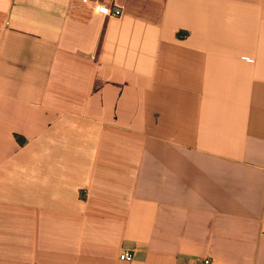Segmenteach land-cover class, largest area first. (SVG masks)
Wrapping results in <instances>:
<instances>
[{
  "label": "crops",
  "instance_id": "1",
  "mask_svg": "<svg viewBox=\"0 0 264 264\" xmlns=\"http://www.w3.org/2000/svg\"><path fill=\"white\" fill-rule=\"evenodd\" d=\"M87 1L0 0V264H264V0Z\"/></svg>",
  "mask_w": 264,
  "mask_h": 264
},
{
  "label": "built area",
  "instance_id": "2",
  "mask_svg": "<svg viewBox=\"0 0 264 264\" xmlns=\"http://www.w3.org/2000/svg\"><path fill=\"white\" fill-rule=\"evenodd\" d=\"M84 1L88 2L87 0H84ZM98 9H99L100 12L105 13V14L111 16V17L120 16V14L122 13L120 8L110 9V8L101 6ZM133 257H134V252L132 250H124V251H122L119 254V259L122 260V261H127V262L131 261L133 259ZM202 264H210V260L209 259H204L202 261Z\"/></svg>",
  "mask_w": 264,
  "mask_h": 264
}]
</instances>
